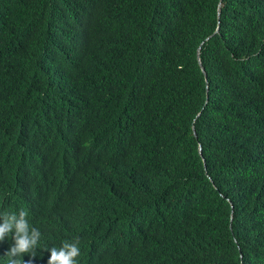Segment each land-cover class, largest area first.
Segmentation results:
<instances>
[{"label":"trees","instance_id":"16d2710c","mask_svg":"<svg viewBox=\"0 0 264 264\" xmlns=\"http://www.w3.org/2000/svg\"><path fill=\"white\" fill-rule=\"evenodd\" d=\"M20 209L32 264L77 237L78 264H264V0H0Z\"/></svg>","mask_w":264,"mask_h":264},{"label":"clouds","instance_id":"9594fccd","mask_svg":"<svg viewBox=\"0 0 264 264\" xmlns=\"http://www.w3.org/2000/svg\"><path fill=\"white\" fill-rule=\"evenodd\" d=\"M9 237L13 243L4 255L5 264H25L22 259L25 255L31 258L27 264H32V260L37 257L42 234L37 227L29 223L26 210L0 211V243ZM47 251L50 253L47 264H78V258L81 256L80 240L78 237L66 240L59 248L51 247Z\"/></svg>","mask_w":264,"mask_h":264},{"label":"water","instance_id":"95a60500","mask_svg":"<svg viewBox=\"0 0 264 264\" xmlns=\"http://www.w3.org/2000/svg\"><path fill=\"white\" fill-rule=\"evenodd\" d=\"M221 1V0H220Z\"/></svg>","mask_w":264,"mask_h":264}]
</instances>
